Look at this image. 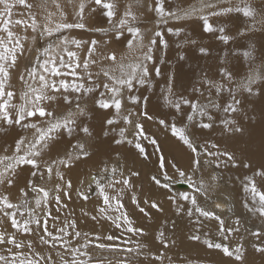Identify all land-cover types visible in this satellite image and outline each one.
I'll list each match as a JSON object with an SVG mask.
<instances>
[{
	"label": "snow or ice",
	"instance_id": "snow-or-ice-1",
	"mask_svg": "<svg viewBox=\"0 0 264 264\" xmlns=\"http://www.w3.org/2000/svg\"><path fill=\"white\" fill-rule=\"evenodd\" d=\"M52 3L57 11L47 12L42 21H38L36 14L31 12L33 6L26 0H0V122L18 126L24 133L14 144L4 145L3 154H0V227L4 228L0 231V264H143L140 257L145 249L151 254L152 264H165V260L171 264V257L166 253L174 242L166 237L168 221H162L155 236L161 248L151 253L148 245L140 241L146 235L145 229L137 227L133 218L123 210L125 206L121 197L124 190L134 186L119 164V154L115 161L103 162L98 174L90 177L89 184L95 185L97 196L102 199L91 219L97 223L100 218L111 221L117 230H121V235L81 231L75 219L67 215L62 219L61 214L68 209L66 200L72 199L74 191L84 201L89 199L87 191L74 189L72 181L65 178L68 169L79 159L90 155L81 136H91V130L79 119L86 114L87 105L81 106L86 97L92 98L94 105L101 110H114L106 120V125L112 126V132H117L116 126L123 123L124 126L118 128L119 138L114 140L117 145L133 144L126 135L131 130L135 148L147 158L142 141L157 145V140L149 139L144 130L143 121L147 119L156 121L187 147L190 151L188 168L182 170L175 163L172 168L187 181L192 191L170 195L168 199L177 215L184 213L191 220L197 233L204 229L202 234L206 238L203 243L208 248L218 249L243 264V244L233 250L223 241H228L234 233L242 241L240 226L245 221L240 216L227 215L232 211L229 197H224L225 203H219L212 199L210 193L217 186L216 170L221 166L235 168L240 164L233 153L221 150L216 143L197 142L188 130H210L220 126L227 134L241 132L235 118L241 110L240 96L258 94L254 86L264 82V71H261L264 65L249 68L245 76H240L238 66L225 67L226 61L222 59V66L215 76L203 73L182 92L175 88L177 74L170 73L161 88V101L169 109L168 116L162 118L149 114V98L136 94V90L145 86L151 89L153 72L157 77L161 75L155 66V53L168 48L165 37H178L186 32L185 27L171 26L174 23L195 19L203 33L211 34L227 45L234 37L225 33V27L218 23L217 18L234 15L239 18L242 14L248 22L238 35L244 36L247 32L261 30L257 25L264 26V13H259L261 19L257 20L247 0H198L186 7H181L177 0H148L146 7L144 0H81L73 22H68L58 0H52ZM133 4L137 11H133ZM18 5L28 10L27 19H12L13 10ZM86 8L89 13L105 18L108 27L94 31L107 39L84 42L68 34L70 30L86 28ZM145 12L152 16L154 31L141 27ZM15 27L25 33L30 29L31 43L40 42L39 46L27 50L32 59L19 75L24 90L20 92L18 102H14L17 93L10 83V70L17 68L18 58L25 55L23 41L29 37L27 34L18 35ZM186 35L190 37L191 34ZM113 40L122 43L130 55L121 53L118 57L116 50L107 51V45ZM183 43L196 47L202 56L209 55V49L199 45L196 39L188 38ZM84 45H87L86 54L82 55L80 50ZM102 46L104 51H101ZM177 47L181 45L177 44ZM231 55H240V50H232ZM242 55L249 63L255 60L251 45ZM185 59L181 52L178 60ZM105 60L111 62L110 67L103 65ZM93 66H97L98 71H93ZM101 76L104 79H100ZM177 121L181 122L180 126ZM65 138L67 150L63 155L53 156L51 146ZM157 160L165 182L158 176H153L152 180L156 185L168 188L166 181L170 178L163 171L164 157L158 155ZM24 166H30L29 178L19 188V199L14 202L8 189L16 185ZM243 167L249 169L251 165L245 162ZM209 169L213 171L206 177ZM131 175L138 173L132 172ZM240 183L244 194L243 209L249 217L261 222L255 231L249 233L261 242L260 245L254 243L253 247L255 251L264 253V246H261L264 245V166L253 170L251 175H245ZM130 199L145 218L151 219L136 196ZM144 203L150 209L160 213L164 211L157 202ZM206 221L216 222L215 227L223 237L221 242L207 238ZM125 234H128V239H124ZM189 239L200 241L201 235L192 234Z\"/></svg>",
	"mask_w": 264,
	"mask_h": 264
},
{
	"label": "bare ground",
	"instance_id": "bare-ground-1",
	"mask_svg": "<svg viewBox=\"0 0 264 264\" xmlns=\"http://www.w3.org/2000/svg\"><path fill=\"white\" fill-rule=\"evenodd\" d=\"M125 2H131V0H125ZM181 7L196 4L198 0H177ZM252 6L256 19H261L259 13H264V0H247ZM26 3L31 4L33 7L31 12L36 14L37 20L42 21L43 16L47 12H56V7L52 3V0H26ZM62 10L66 13V19L68 22H73L75 13L79 9L81 0H58ZM148 0H144L145 7ZM14 16L12 19H27L28 10L23 6H17L14 8ZM133 11H137L135 4H133ZM140 11H144L141 9ZM57 19H59L57 13ZM218 23L225 27V33L234 37L227 45L217 40L211 34H205L198 27V21L193 19L189 21L174 23L173 27H185L186 32L180 36H166L168 40V48L163 51H157L155 53V66L161 71V75L157 77L155 72L152 74V88L147 86L144 88H137L136 94L147 96L149 98L147 110L150 115L154 117H165L169 114V109L165 107L161 101V88L165 85V82L170 73H176L175 88L177 91H184L186 88L195 82L203 73H207L209 76H215L217 69L222 66L221 60H225V67L238 66L240 69V76H245L248 73L249 68L264 65V26L257 25L261 30L247 32L244 36L238 35L240 29L245 28L247 25V18H243L242 14L237 16H224L217 18ZM84 23L85 29H73L68 33L70 36L76 37L84 42H90L92 39L104 40L107 39L102 33L94 31L96 28H107L108 25L104 17L99 14L89 13L87 8L85 9ZM141 27L144 30H155V23L152 20L150 13L145 12L142 17ZM92 29V30H89ZM14 31L18 35H28L29 40L23 41L25 47V55L20 56L17 61V68L10 70L11 78L10 83L13 90L17 93V99L14 102H18V96L21 91L24 90V84L19 79L21 72L25 70V65L29 64L32 59L31 53H28V48H35L39 46L32 44L30 37L31 31L28 30L25 33L19 27H15ZM190 33V37L186 35ZM150 35L151 32L149 31ZM192 38L199 42V45L207 47L209 49L208 56H202L198 53L197 48L183 43L185 39ZM180 44L181 47H177ZM253 48V55L255 60L253 63L245 61L242 52L249 50V46ZM86 47L80 50L82 55L86 54ZM239 49L240 55L232 56V50ZM116 50L118 57L121 53L130 55L124 49L122 43L113 40L107 45V51ZM101 51H104V47H101ZM183 53L186 57L185 60L179 61L178 55ZM227 53V56L225 55ZM104 66L110 67L111 62L105 60ZM93 71H98L97 66L92 67ZM79 71V69H78ZM264 71V69H261ZM239 78V77H238ZM100 79H104L102 76ZM258 89V94L241 95L242 101L241 110L235 114V118L241 132L227 134L222 132L220 126H216L210 130H201L199 128L189 129L190 136L201 144L205 142L218 144L221 150L231 152L239 162V167L221 166L216 170V176L218 177L217 186L214 190H210L212 199L215 202L225 203L224 197H229V206L232 211L227 213L228 216H240L245 223L241 225V233L244 239L241 241L237 234H232L228 241L230 248L234 250L236 246L243 244V264H264V253L255 251L253 244L260 245V241L255 240L250 236L251 231H255L261 222L255 218L249 217L246 214V210L242 207V201L244 194L241 189V180L245 175H251L252 171L264 166V82H261L254 86ZM98 98V97H97ZM87 105L86 114L79 119L83 121L91 130V136H81L82 142L86 145V150L90 152L87 158L79 159L74 166L68 169L65 173V178L72 181L73 187L79 188L81 191H87L89 199L84 201L80 196L72 194L71 200H66L68 209L66 213H62L61 217L65 215L71 219H75L78 223L79 230L87 231L93 234H114L116 236L121 235V230H117L111 221H105L100 218V222L97 223L91 219V215L96 214V209L102 204V199L97 196L95 191V185L89 184L90 177L97 175L100 169L103 167V162H113L117 159L119 154V164L123 167L125 174L130 180V184L134 187L126 188L124 194L121 197L124 204V211H126L134 220L137 227L145 229L146 235L140 238L142 243L148 245L151 249V253H155L161 248V245L155 240V236L158 234V229L162 221L167 220L166 225V237L170 242L169 250L166 256L171 257V264H240L235 261L234 257L225 256L220 250L215 248H208L203 240L206 238L202 233L204 229L200 230V233L196 232L195 225L184 214L177 215L175 207L168 199L171 196H178L180 193L191 192V188L187 181L181 178L172 168V164L175 163L177 167L184 170L189 166L190 151L182 142L173 137L170 131L165 130L162 126H159L156 121H149L145 119L143 121L144 130L148 134L149 139L155 138L157 145L153 146L148 140L142 141V146L145 147L147 158L139 154L135 148V140L129 130L126 135L129 140H133V144L117 145L114 140L118 137V128L124 126L122 122L118 124L117 132H112L110 129L112 126L106 125V120L111 117L114 110H101L94 105L93 99L86 97L81 101V106ZM171 117L169 116V119ZM177 125L180 126L181 122L177 121ZM105 131H108V135H105ZM24 134L18 126H7L0 122V154L4 145H12L14 141ZM30 135V133H29ZM68 148V141L65 138L62 142L51 146V153L53 156L63 155ZM11 149L9 150L10 153ZM162 155L165 160V171L170 179L168 188H163L156 185L152 180L153 176H158L162 182L164 176L161 175V170L158 166L157 156ZM249 163L251 168L245 169L243 163ZM29 167L24 166L17 178L16 185L10 189L11 199L15 202L19 199V188L23 187L29 178ZM213 170L209 169L205 174L207 177ZM132 172L138 173V175H131ZM83 181V183H81ZM259 183V178H257ZM183 183L188 185V189H178L177 184ZM51 187V185H48ZM111 194V192H110ZM136 196L140 206H143L145 210L151 216V219L145 218L143 214L139 212L136 204H133L130 197ZM144 201H154L163 207V213L158 212L156 209H150L148 204ZM214 207V205H212ZM219 211V210H217ZM87 212L89 215L85 216ZM119 214V213H115ZM223 216V213H221ZM226 218V217H225ZM208 228L207 238L213 239L214 242H221L223 237L219 234L215 227L216 222L206 221ZM8 222H5L7 226ZM4 230L0 227V231ZM8 231L11 232V228L8 227ZM192 234H200V241H193L189 239ZM19 238V236H18ZM124 239H128V234L124 235ZM135 239V238H134ZM122 243V241H117ZM264 246V245H261ZM99 255V252H97ZM107 256V252L104 253ZM140 259L143 264H152L151 254L148 249L143 250V254ZM165 264H169V261L165 260Z\"/></svg>",
	"mask_w": 264,
	"mask_h": 264
},
{
	"label": "water",
	"instance_id": "water-1",
	"mask_svg": "<svg viewBox=\"0 0 264 264\" xmlns=\"http://www.w3.org/2000/svg\"><path fill=\"white\" fill-rule=\"evenodd\" d=\"M176 187H177L178 189H188V185L183 184V183H179V184H177Z\"/></svg>",
	"mask_w": 264,
	"mask_h": 264
}]
</instances>
